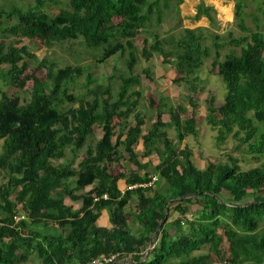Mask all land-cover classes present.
I'll use <instances>...</instances> for the list:
<instances>
[{
  "label": "trees",
  "instance_id": "16d2710c",
  "mask_svg": "<svg viewBox=\"0 0 264 264\" xmlns=\"http://www.w3.org/2000/svg\"><path fill=\"white\" fill-rule=\"evenodd\" d=\"M250 1L263 15L264 29V0ZM64 2L70 8L54 11ZM183 2L35 0L0 5V264H98L94 259L112 253H118L116 261L104 264H264V164L241 169L240 158L228 154L226 161L200 167L185 143L188 135H196L195 114L184 116L185 104L149 95L157 103L149 125L139 108L146 94L138 88L141 75L135 72L140 57L148 61L159 53L175 68V83H191L211 55L202 27L169 35L168 48L159 35L151 43L144 36L137 45L153 16L161 24L163 12L179 10ZM246 4L235 0L237 23L249 31L230 39L240 52L219 61L224 43L218 41L220 35L213 37L214 62L226 91L220 104L214 95L207 98L206 122L218 129L217 144L231 136L237 148L245 144V152L260 158L264 30L259 16L256 29H247ZM212 10L200 0L195 18L212 20ZM78 37L99 50L98 61L127 53L128 73L119 74L116 95L111 80L94 83L86 66H58L54 59L39 58L24 42L48 48ZM143 72L151 78L149 67ZM82 75L85 90L75 93ZM7 86L29 96L8 93ZM189 104L196 107L192 97ZM97 127L102 135L88 142ZM84 147L85 155L76 161ZM154 153L157 162L151 158ZM124 158L128 169L115 173L112 164ZM67 197L81 204L75 207ZM104 210L109 225L98 223Z\"/></svg>",
  "mask_w": 264,
  "mask_h": 264
},
{
  "label": "rangeland",
  "instance_id": "374dc122",
  "mask_svg": "<svg viewBox=\"0 0 264 264\" xmlns=\"http://www.w3.org/2000/svg\"><path fill=\"white\" fill-rule=\"evenodd\" d=\"M198 1L199 0H186L185 3L180 5L179 10H175L171 7L169 12L164 11L161 24H157L156 16H153L151 22L146 26V29L143 30L136 39V43L141 46V39L144 36H147L151 43L155 40V35H159L162 40V45L168 48L167 39L169 35H181L183 29L187 27L193 29L202 27L201 33L204 35L203 44L211 48V55L204 58V64L196 73L198 77L194 78L191 83H175V68L169 63L164 62L159 53L154 52V55L148 61L140 57L139 62L136 64L135 72L141 75V85L138 88L143 89L146 94L141 97L139 108L146 116V123L149 125L150 118L154 115L155 107L157 106V103H152L151 100H149V95L153 96L155 100L161 95L169 98L168 102L175 105L178 103L185 104L188 107V112L184 114V116L194 113L196 118L194 129L196 135H188L185 143L193 149V159L200 167H204L209 161H226L228 159V154L236 155L240 158L241 169H246L261 163L264 164V156L256 158L248 154L245 152V144L242 148H237L235 140L231 136H229L224 143L217 144L216 135L218 129L212 128L206 122V116L208 114L207 98L214 95L217 103L220 104L223 102L224 93L226 91L225 83L218 72V64L214 62L215 47L213 45V37L215 35H220L218 41L224 43V45L220 47L221 55L218 58L220 61L225 59L227 54L231 52H240V46L231 44L230 39L239 38L249 31L243 30L237 23L235 16V0H206L209 4H212L215 9V11H211L213 16L212 20L205 15L195 18ZM13 2L21 5H28L34 3L35 0H0V5L9 6ZM172 2H175V0H172ZM64 3L65 4L55 5L54 11L58 10L60 7L70 8L69 5H66L68 2ZM246 3L245 25L247 29H256L254 21L256 16L260 17L259 27L263 29V15L261 14L260 16L258 5L250 0H246ZM260 5L264 8V2H261ZM24 42L39 58L46 56L50 59H54L58 66L66 64H81L86 66L87 72L91 71L96 78L94 83L102 82L107 84L111 80L112 92L114 95H116L120 83L119 74L123 71L128 73V69L126 68L127 53L116 54L105 60L98 61L97 57L100 54L99 50L87 47L82 37L72 39L63 44H54L48 48L39 47L31 40L25 39ZM146 67L150 69L151 78L146 76L145 72H143ZM38 73L41 77H44L45 70H40ZM85 80V75H82L72 91L75 93L84 91L85 88L83 83ZM6 88L8 93L17 92L23 99L29 96L28 92L19 90L14 86H7ZM191 97L196 103L195 108L189 104V99ZM168 118V113H165L164 119ZM130 121L133 123L134 118L131 117ZM116 122H118V120H116ZM169 133L173 136L174 130L170 128ZM101 135L102 129L97 127L94 136L90 138L88 142L94 143ZM85 149L84 147L79 150L76 161L85 155ZM139 149H141V145ZM67 153L69 157V150ZM151 158L155 162L158 161V157L155 153L151 155ZM128 163L126 158H124L120 162H114L112 164V169L115 173L121 169H128ZM66 199L68 203L73 204L75 207L81 204L80 200L73 201L69 197ZM191 209H194V205L191 206ZM98 223L101 225H109L108 213L106 210L103 211ZM170 227L172 230L175 229V226L172 224H170Z\"/></svg>",
  "mask_w": 264,
  "mask_h": 264
},
{
  "label": "built area",
  "instance_id": "2783aa9c",
  "mask_svg": "<svg viewBox=\"0 0 264 264\" xmlns=\"http://www.w3.org/2000/svg\"><path fill=\"white\" fill-rule=\"evenodd\" d=\"M155 179H156V177H153V181ZM117 256H118V253H112L110 256L98 257V258L94 259V262L98 263V264L109 263V262H112V261H116Z\"/></svg>",
  "mask_w": 264,
  "mask_h": 264
},
{
  "label": "water",
  "instance_id": "95a60500",
  "mask_svg": "<svg viewBox=\"0 0 264 264\" xmlns=\"http://www.w3.org/2000/svg\"><path fill=\"white\" fill-rule=\"evenodd\" d=\"M153 240H154V237L151 238L148 249L152 246Z\"/></svg>",
  "mask_w": 264,
  "mask_h": 264
},
{
  "label": "crops",
  "instance_id": "0c3cea01",
  "mask_svg": "<svg viewBox=\"0 0 264 264\" xmlns=\"http://www.w3.org/2000/svg\"><path fill=\"white\" fill-rule=\"evenodd\" d=\"M199 1H200V0H199ZM199 1H198V2H199ZM204 1H205L206 4H208V5H212V4H209L206 0H204ZM185 2H186V0H184L183 3H185ZM183 3H182V4H183ZM212 6H213V5H212Z\"/></svg>",
  "mask_w": 264,
  "mask_h": 264
}]
</instances>
